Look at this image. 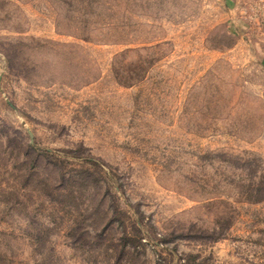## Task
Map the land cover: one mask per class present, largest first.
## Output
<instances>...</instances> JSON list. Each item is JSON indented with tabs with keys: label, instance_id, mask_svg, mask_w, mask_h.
<instances>
[{
	"label": "rangeland",
	"instance_id": "1",
	"mask_svg": "<svg viewBox=\"0 0 264 264\" xmlns=\"http://www.w3.org/2000/svg\"><path fill=\"white\" fill-rule=\"evenodd\" d=\"M0 264H264V0H0Z\"/></svg>",
	"mask_w": 264,
	"mask_h": 264
}]
</instances>
